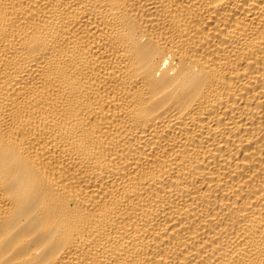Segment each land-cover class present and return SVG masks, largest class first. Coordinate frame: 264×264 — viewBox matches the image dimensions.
<instances>
[{
	"label": "bare ground",
	"instance_id": "6f19581e",
	"mask_svg": "<svg viewBox=\"0 0 264 264\" xmlns=\"http://www.w3.org/2000/svg\"><path fill=\"white\" fill-rule=\"evenodd\" d=\"M0 264H264V0H0Z\"/></svg>",
	"mask_w": 264,
	"mask_h": 264
}]
</instances>
